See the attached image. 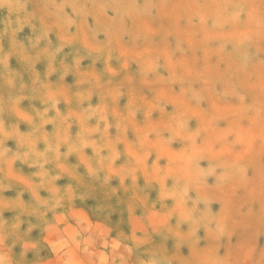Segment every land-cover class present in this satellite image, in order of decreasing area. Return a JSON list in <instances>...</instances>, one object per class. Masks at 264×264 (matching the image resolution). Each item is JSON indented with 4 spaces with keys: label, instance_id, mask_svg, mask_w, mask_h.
Listing matches in <instances>:
<instances>
[{
    "label": "clouds",
    "instance_id": "clouds-1",
    "mask_svg": "<svg viewBox=\"0 0 264 264\" xmlns=\"http://www.w3.org/2000/svg\"><path fill=\"white\" fill-rule=\"evenodd\" d=\"M33 2L0 0V264H264V0Z\"/></svg>",
    "mask_w": 264,
    "mask_h": 264
},
{
    "label": "rangeland",
    "instance_id": "rangeland-1",
    "mask_svg": "<svg viewBox=\"0 0 264 264\" xmlns=\"http://www.w3.org/2000/svg\"><path fill=\"white\" fill-rule=\"evenodd\" d=\"M34 7H36L35 0H34L33 4L30 5V8H34ZM110 14H111V13H110ZM3 16H6V12L3 13V14H0V18H3ZM89 22H90V23H93L91 20H90ZM28 36H31V31H30V29H27V28H26V29L24 30V32L21 34V37H20V38H21V39H25V42H26V38H27ZM51 39L53 40V42H55V36H52ZM100 39L103 40V39H105V37H104L103 35H101V36H100ZM5 46L7 47V41H5ZM70 51H71L70 49H65V53H68V52H70ZM89 63H90L89 61H85V62H84V66L87 67V65H88ZM11 65H12L13 68H16V69H20V67H21V66L19 65V63L17 62L16 59H13V60L11 61ZM102 67H103V66H102L101 64H97V68H102ZM135 67H136V66L133 65V68H134V69H135ZM37 69H38L41 73H43V72L45 71V69H46V66H45V64L42 63V64L37 65ZM25 79L27 80V77H25ZM55 79H56V77H53V80H55ZM66 82L69 83V84L73 83V77H71V76L67 77V81H66ZM177 90H178V89H177ZM96 102H98V101L94 98L93 103H96ZM125 103H126V100H122V101H121V105H124ZM38 106H39V105H38ZM25 107H27V102H25ZM61 107L63 108V106H61ZM169 111H171V108H169ZM196 115L198 116L199 114L196 113ZM192 126L195 127V122H193ZM222 126H224V125H222ZM21 130H22V131H27V127H26L25 125H21ZM48 130H49V131L52 130V129H51V126H49ZM9 147L14 148V147H15L14 143L10 141V142H9ZM174 147H179V145H174ZM89 154H91V151H90V150H89ZM162 155H166V156H168L169 158H175V153H174L171 149H167V150H165V151L162 153ZM71 162H72V163H75V162H76V161H75V158H72V159H71ZM202 166L206 167V166H207L206 162H205ZM24 171H25V173H29V172L32 171V170H31V169H28L27 167H25V168H24ZM81 171H83V169H81ZM250 175H251V173H250ZM67 183H68L67 179H62V180L58 181V184H59L61 187H63V186L66 185ZM140 183H141V185H143V181H142V180L140 181ZM209 183H214V181L210 179V180H209ZM112 186H113V187H118V181H113V182H112ZM240 194H242V193H240ZM5 195L14 198V197H15V192H14V191L7 192V193H5ZM41 195H42V196H46L47 193L42 192ZM119 196H120L123 200H125V201L127 200V197L124 195L123 192H120V193H119ZM156 196H157V193H156V192H152V193H151V198H152L153 200L156 199ZM193 196H194V193H193ZM24 199H25V200H28V199H29V196L26 194L25 197H24ZM103 203H104V192H103L102 189H100V188L97 186V189H96V191L93 193V197H92V198L88 199L87 201H84L83 203L80 202V201H77V208H78V209H82V210H84L85 212H87V213L90 215L92 221L95 223L98 219H103V215H104V214H100V213H97V212H96L97 207H98L99 205H102ZM111 203H112V205H113L115 211H113L112 214H111V217H110V225H111L113 228H117V227H119L120 229H122V230L125 231L126 233H130V225H129V217H128V212H127V204H126V203L118 204V203L116 202L115 198H113V200L111 201ZM169 203H171V202H169ZM219 209H220V205H219V204H214V205H213V210H214V211H217V212H218ZM12 215H13L12 213H5V217H6V218H9V219L12 218ZM137 215H138V216H139V215H142V210H141V209H137ZM51 218H52V217H51V214H50V215H49V219H51ZM121 221H123V223H121ZM33 223H35L34 220H33ZM73 223H74V221H73ZM173 223H174V221H173ZM22 227H23V229H26V228H27V224L23 225ZM185 230H186V226H185ZM113 235H115V232L113 233ZM200 235H201V236L204 235L203 231H201ZM244 235H246V234H244V233H238V236L234 238L233 242L235 243V241H236L237 238H243ZM32 237H33L34 239H41L42 237H41V232H40V230H39V229L34 230L33 233H32ZM260 242H261V244H264V237H261V241H260ZM171 244H172V242L170 241V242H169V247H170V248H171ZM202 246H203V244H202ZM17 251H19V249H17ZM182 251H183L184 255H188V249H187V248L183 249ZM221 254H222V255L224 254V250H223V249L221 250ZM41 255H42L44 258H46V259H48V258H52V254H51L50 251L47 250V249H46L45 251H43V252L41 253ZM29 259H30V260H31V259H34V256H33L32 253H29Z\"/></svg>",
    "mask_w": 264,
    "mask_h": 264
}]
</instances>
